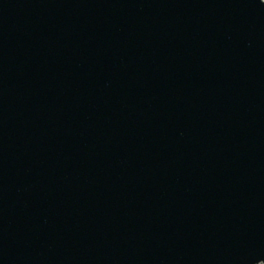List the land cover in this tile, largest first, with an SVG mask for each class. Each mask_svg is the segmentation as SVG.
Masks as SVG:
<instances>
[{
  "label": "water",
  "instance_id": "1",
  "mask_svg": "<svg viewBox=\"0 0 264 264\" xmlns=\"http://www.w3.org/2000/svg\"><path fill=\"white\" fill-rule=\"evenodd\" d=\"M264 263V0H0V264Z\"/></svg>",
  "mask_w": 264,
  "mask_h": 264
},
{
  "label": "rangeland",
  "instance_id": "2",
  "mask_svg": "<svg viewBox=\"0 0 264 264\" xmlns=\"http://www.w3.org/2000/svg\"><path fill=\"white\" fill-rule=\"evenodd\" d=\"M259 264H264V263H259Z\"/></svg>",
  "mask_w": 264,
  "mask_h": 264
}]
</instances>
